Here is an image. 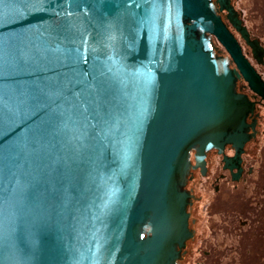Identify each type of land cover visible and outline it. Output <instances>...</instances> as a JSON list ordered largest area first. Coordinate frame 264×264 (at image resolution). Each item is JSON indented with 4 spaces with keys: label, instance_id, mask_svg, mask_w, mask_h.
Instances as JSON below:
<instances>
[{
    "label": "water",
    "instance_id": "water-1",
    "mask_svg": "<svg viewBox=\"0 0 264 264\" xmlns=\"http://www.w3.org/2000/svg\"><path fill=\"white\" fill-rule=\"evenodd\" d=\"M214 4L247 37L230 0H0V264H168L175 174L243 124Z\"/></svg>",
    "mask_w": 264,
    "mask_h": 264
},
{
    "label": "flooded vegetation",
    "instance_id": "flooded-vegetation-1",
    "mask_svg": "<svg viewBox=\"0 0 264 264\" xmlns=\"http://www.w3.org/2000/svg\"><path fill=\"white\" fill-rule=\"evenodd\" d=\"M230 4L247 37L229 23L225 9L213 6L233 34L239 58L215 35L199 27L196 33H204L208 50L230 71L232 90L245 106L243 124L237 138L191 147L186 170L175 174L186 224L170 244L168 264H264V1ZM255 41L259 47L254 50L250 42ZM139 227L144 236L150 234L147 222Z\"/></svg>",
    "mask_w": 264,
    "mask_h": 264
},
{
    "label": "snow or ice",
    "instance_id": "snow-or-ice-1",
    "mask_svg": "<svg viewBox=\"0 0 264 264\" xmlns=\"http://www.w3.org/2000/svg\"><path fill=\"white\" fill-rule=\"evenodd\" d=\"M32 114V112L30 111V110H25L23 113H19L18 115H22L23 117H28V116H30ZM67 116H68V119H71L72 118V113L71 112H69L68 114H67ZM62 123H63V126L65 127V128H67L68 127V120H64V121H62Z\"/></svg>",
    "mask_w": 264,
    "mask_h": 264
},
{
    "label": "trees",
    "instance_id": "trees-1",
    "mask_svg": "<svg viewBox=\"0 0 264 264\" xmlns=\"http://www.w3.org/2000/svg\"><path fill=\"white\" fill-rule=\"evenodd\" d=\"M262 1H264V0H262ZM262 10V9H261ZM264 10V9H263Z\"/></svg>",
    "mask_w": 264,
    "mask_h": 264
},
{
    "label": "rangeland",
    "instance_id": "rangeland-1",
    "mask_svg": "<svg viewBox=\"0 0 264 264\" xmlns=\"http://www.w3.org/2000/svg\"><path fill=\"white\" fill-rule=\"evenodd\" d=\"M244 1V0H243Z\"/></svg>",
    "mask_w": 264,
    "mask_h": 264
}]
</instances>
